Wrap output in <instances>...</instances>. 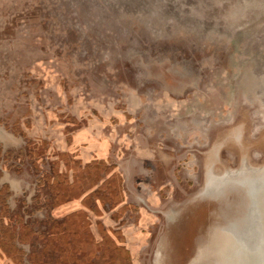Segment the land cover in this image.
<instances>
[{
  "label": "rangeland",
  "instance_id": "374dc122",
  "mask_svg": "<svg viewBox=\"0 0 264 264\" xmlns=\"http://www.w3.org/2000/svg\"><path fill=\"white\" fill-rule=\"evenodd\" d=\"M27 145L41 159L0 179L10 216L54 166L83 186L70 244L90 264H211L226 202L201 194L209 170L264 165V0H0V146Z\"/></svg>",
  "mask_w": 264,
  "mask_h": 264
},
{
  "label": "bare ground",
  "instance_id": "6f19581e",
  "mask_svg": "<svg viewBox=\"0 0 264 264\" xmlns=\"http://www.w3.org/2000/svg\"><path fill=\"white\" fill-rule=\"evenodd\" d=\"M245 163L222 175L213 169L207 171L208 180L201 194L221 197L226 202L220 210L223 222L216 227L223 242L211 264H264V165ZM230 189L238 190L236 201L230 198ZM175 213H169L170 217Z\"/></svg>",
  "mask_w": 264,
  "mask_h": 264
},
{
  "label": "flooded vegetation",
  "instance_id": "af4514ba",
  "mask_svg": "<svg viewBox=\"0 0 264 264\" xmlns=\"http://www.w3.org/2000/svg\"><path fill=\"white\" fill-rule=\"evenodd\" d=\"M27 146L26 150H22L17 154L13 150H4L3 147L0 146V179L3 177L5 171L15 166L14 163H10L11 160H16L21 163L26 160V158L31 159L32 161H34L35 158H40L41 154L38 149L31 148L29 145ZM34 162L36 163V160ZM35 166L36 168L38 167L37 165ZM15 168L16 170L19 169V165ZM37 173L39 174L36 183V186L38 187L37 194L31 199L33 204L29 207L30 209L27 210L26 213L23 211L22 215L16 214L13 217L10 216L8 202L13 196V192L9 183L0 185V200H2V207L0 210L2 220H0V222L1 227L5 226L9 229V235H13L9 245L14 247L22 262L27 254V257H29L32 264H46V261H48L46 255L49 249L52 251L56 250L52 255L53 257H57L58 253L60 255L67 250L64 245H61V241L52 240V237L53 233L57 231H65V229H68L70 226L71 222H69L70 220L68 217L72 210V202L76 199H72V197L68 196H65L66 198H64V195L62 194L63 191H66V189H64L66 183L69 182L66 172L63 171L62 173H59L53 166L52 170L50 169L47 173L39 170ZM69 185H72V182ZM28 204L29 200H24V205L27 206ZM37 214H40L38 216L42 217L41 221H39L40 219H37V222L40 223L38 228L35 227V215ZM26 216L30 219L27 220V222L25 221ZM5 220H8V223H6ZM10 221L22 225L21 235H18L12 226L9 227ZM33 236L36 238L30 243V247L33 249V247L37 246L38 251L32 250L29 254L27 251L28 248L25 245L31 241ZM51 241H53V244L50 243ZM70 243L68 246L69 250L72 251L73 247ZM51 245H53V248Z\"/></svg>",
  "mask_w": 264,
  "mask_h": 264
},
{
  "label": "trees",
  "instance_id": "16d2710c",
  "mask_svg": "<svg viewBox=\"0 0 264 264\" xmlns=\"http://www.w3.org/2000/svg\"><path fill=\"white\" fill-rule=\"evenodd\" d=\"M89 169H91V168H87L85 171H88ZM95 170H96L95 178L96 179L97 178L100 179L99 176L101 174L100 173L101 171L99 169H96V168H95ZM98 179L97 180H93V183L91 185H88V186L95 187L97 185V183H98ZM86 180L88 181L87 178H86ZM77 183H78L77 180H75L74 183H72V185H69L70 184L69 182L66 183V185L64 187V189H66V191H63L62 192V194L64 195V198H66L65 196L72 197V199H78V198H80V195H82V193L80 192V190H82L81 188H83V186L82 185L79 186V185H77ZM88 183H89V181H88ZM108 185H109V182L108 181L105 182V188H106V190H108L107 189V186ZM101 190H102V188L96 189V192H94V195L98 196L99 193H101ZM76 195H77V197H76ZM108 196H109L108 194H105V195H103V197H99V199L102 201V203H104V202L107 201V199H108L107 197ZM82 215H84V213H82L81 211L80 212H75L73 214V210H71V212L69 214V217H68V219L70 220L69 222H71V224L68 227V229H65V231L63 230V231H57V232L53 233L52 240H55V241L59 240V241H61L60 242L61 245H64L67 250L65 252L61 253L60 255H58L57 257L56 256L53 257L52 255L56 252V250H53L52 251L51 249H49L48 252H47V255H46L47 258H48V261L47 262L54 261L56 264H83L82 261L83 260L86 261V256L87 257L89 255L94 256L93 254H91L88 251V245L87 246H85V245L82 246V244H79V245L82 246V248L81 247H79V248L81 250H83L82 251L83 252L82 257H79V254L82 253V252H80V249L77 248L74 251H70L69 250V246L68 245L71 242L70 238H72L71 236H72L74 230H76V228H75V226H76L75 221L76 220H74V219L75 218H78L79 216H82ZM79 230L81 231L82 228L80 227ZM81 239L83 240V233L81 234ZM10 243H11V241H10ZM50 243L53 244V241H51ZM51 246L53 248V245H51ZM54 248H55V246H54ZM2 249H3L4 253L7 255V257L10 258L13 262H15L16 264H23L20 256L15 251L14 247H12V245H10V248H3L2 247ZM89 257H91V256H89ZM88 263H89V261H88Z\"/></svg>",
  "mask_w": 264,
  "mask_h": 264
}]
</instances>
